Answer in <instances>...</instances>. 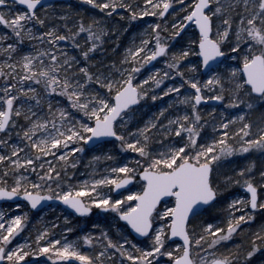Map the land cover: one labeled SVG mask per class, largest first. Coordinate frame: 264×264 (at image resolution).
Masks as SVG:
<instances>
[{
  "label": "snow or ice",
  "instance_id": "1",
  "mask_svg": "<svg viewBox=\"0 0 264 264\" xmlns=\"http://www.w3.org/2000/svg\"><path fill=\"white\" fill-rule=\"evenodd\" d=\"M83 5L0 0V200L27 209H0V264H264V223L233 240L264 213V160L225 170L264 156V0ZM48 201L72 211L19 242Z\"/></svg>",
  "mask_w": 264,
  "mask_h": 264
},
{
  "label": "rangeland",
  "instance_id": "2",
  "mask_svg": "<svg viewBox=\"0 0 264 264\" xmlns=\"http://www.w3.org/2000/svg\"><path fill=\"white\" fill-rule=\"evenodd\" d=\"M71 2L78 7V10L81 11L82 14H87V13L92 11L91 6L85 7L83 5V0H72ZM97 12H98V10H97ZM86 18H88L87 15H86ZM116 19L119 21L120 17L117 16ZM153 19L154 18H152V17H142L139 20L134 21L133 23L136 26L132 29L131 32L123 33L120 37V40L123 42V44L127 45L134 37L142 36L143 31L145 30V28L149 24L152 23ZM155 19H158V18H155ZM25 43L27 44L28 42L25 41ZM108 43L111 44L112 41L109 40ZM120 51L122 52V49H120ZM110 55H115V54L110 52ZM153 68H160L161 73L164 70H167L166 65H164L163 61L160 59H157V61H155L153 64L147 66V68L143 74L147 75L148 73L152 72ZM171 82H172V80L170 77L168 80L165 81V85H162V87L166 86L167 84H169ZM167 102H169V98L164 97L160 100H157L156 102L150 101L149 103L150 104L154 103L156 106H162L163 104H165ZM241 107H243V106H241ZM145 111H147V109H145ZM155 112H156V107L151 108V113H155ZM231 114L236 115L237 113L232 112ZM254 115L258 116V113L250 114L249 118L254 120ZM229 159L231 160V163L225 165V170L230 172L231 169L236 167V166H245L248 163L249 159L264 160V156H261L259 152L254 151L251 153V156H249V154L245 153L242 155L229 157ZM88 162H89L88 158L86 157L84 159V164H87ZM84 171H85V168L82 164L80 172L83 173ZM243 192H244L243 188L240 186H229L225 191V196L230 199L231 196L239 195V194H242ZM10 207L17 214L22 212V211H27L26 208L15 209L14 206L9 204V203L0 204V209H2L4 211H8ZM225 207H226V204H221V205L217 206V208L211 210V216L217 218L216 219L217 223H220V221L223 219L222 209ZM67 214H69V212L67 210L60 208V207L58 208L56 206H50V207L46 208L45 210H43L42 212H39L37 214H32L29 212V216H28V225L29 226L22 233L21 237L19 238V242H23L24 239L29 236V234H32L34 236L37 229L43 228L47 224L53 222L54 218H56V217H59L61 222H63V216L67 215ZM262 215H264V213H262L261 210H257L255 222H249V224L245 227L244 231L240 232L237 235H234L233 239L239 238V241L241 240L243 242H245V241L248 242V240L251 238L249 231L250 230L255 231L262 223H264V220H262ZM205 218L206 219L209 218L208 213L205 214ZM70 219H71V226L75 230L77 229V232L74 234H78L81 229H84L85 231H87L89 228H91L93 223L101 224L102 222H106L108 217L101 215L96 209H94L93 214L89 215V217L87 219L83 218L79 222L75 221L72 216L70 217ZM33 258L38 259L40 264H43L42 258H40V257H33Z\"/></svg>",
  "mask_w": 264,
  "mask_h": 264
},
{
  "label": "water",
  "instance_id": "3",
  "mask_svg": "<svg viewBox=\"0 0 264 264\" xmlns=\"http://www.w3.org/2000/svg\"><path fill=\"white\" fill-rule=\"evenodd\" d=\"M48 2H52V0H48ZM154 62H155V61H154ZM154 62H152V64H153ZM216 103H218V102L209 101V102H207V105H209V104H216ZM243 190L245 191V189H243ZM21 199H22V198H21ZM4 202H5V201L0 200V204H2V203H4ZM8 202H10V201H8ZM10 203H11V202H10ZM50 205H59L60 207H62V208H64V209H67L66 206H63L61 202L48 201V202H45L44 206L41 207V208H39V210H32V211H40V210H43L44 208H46V207H48V206H50ZM67 210L70 211V212L72 211V210H70V209H67ZM73 215L79 216V214H73ZM79 217H80V216H79ZM33 260H34V261H37V259H35V258H33Z\"/></svg>",
  "mask_w": 264,
  "mask_h": 264
},
{
  "label": "trees",
  "instance_id": "4",
  "mask_svg": "<svg viewBox=\"0 0 264 264\" xmlns=\"http://www.w3.org/2000/svg\"><path fill=\"white\" fill-rule=\"evenodd\" d=\"M257 115H254V120H256L257 119ZM79 170H81V166L79 167ZM73 219L75 220V221H77V222H79L80 221V218H76V217H73ZM104 222H102L101 224H103ZM253 226V225H252ZM76 232H77V229H76ZM234 240V242L235 243H237V244H239L240 242H241V240L239 241V238H237V239H233ZM245 243V245L247 244V241H245L244 242ZM264 257H261V256H257V259L259 260V259H263Z\"/></svg>",
  "mask_w": 264,
  "mask_h": 264
},
{
  "label": "flooded vegetation",
  "instance_id": "5",
  "mask_svg": "<svg viewBox=\"0 0 264 264\" xmlns=\"http://www.w3.org/2000/svg\"><path fill=\"white\" fill-rule=\"evenodd\" d=\"M71 1H72V0H71ZM71 1H70V2H71Z\"/></svg>",
  "mask_w": 264,
  "mask_h": 264
}]
</instances>
